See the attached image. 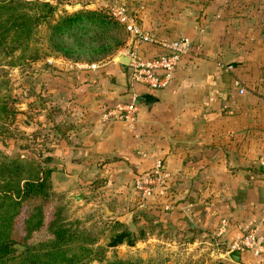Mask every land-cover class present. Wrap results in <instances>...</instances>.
<instances>
[{"label": "crops", "instance_id": "crops-1", "mask_svg": "<svg viewBox=\"0 0 264 264\" xmlns=\"http://www.w3.org/2000/svg\"><path fill=\"white\" fill-rule=\"evenodd\" d=\"M111 1L68 0L61 5L101 9ZM118 1L155 37L190 38V51L168 84L157 90L132 85L128 67L116 60L127 51L149 58L160 53L155 45L126 36L125 48L98 63L96 71L102 74L90 84L106 90L98 97H81L84 107L73 111L70 125L55 133L52 187L64 197L79 194L84 201L100 179L107 187H98L99 196L115 199L122 231L128 213L136 241L150 229L141 244L153 241V227L165 226L182 235L187 245L194 244L195 235H209L217 227L221 213L201 211L217 202L230 203L223 214L229 221L225 235L243 233L264 220V169L256 162L264 155V0ZM133 92L137 111L131 126L99 120L105 108L129 102ZM155 159L168 173L166 190L156 201L137 205L132 179L150 169ZM257 240L263 245L264 264V222Z\"/></svg>", "mask_w": 264, "mask_h": 264}, {"label": "rangeland", "instance_id": "rangeland-1", "mask_svg": "<svg viewBox=\"0 0 264 264\" xmlns=\"http://www.w3.org/2000/svg\"><path fill=\"white\" fill-rule=\"evenodd\" d=\"M63 2L68 0H56L55 4L59 3V9L70 11L71 7L61 5ZM101 9L108 11L107 7ZM38 27L36 36L43 38L45 28L43 25ZM121 37L122 47L118 50L125 48L127 40L126 35L121 34ZM98 63L72 62L47 55L15 66L4 65L2 60L0 97L4 100L7 98L17 111L14 118L6 119L4 126L0 125V150L21 156L40 152L50 157L48 165L52 166L53 143L57 139L55 133L70 125L67 120L73 111L84 107L79 103L81 97L91 94L98 97L106 90L101 84L99 89L95 84H90L92 77L100 78L102 74V71H96ZM91 186L86 200L80 198L73 201L64 197L62 191L54 189L51 182L49 200L42 208V225L28 234L26 226L36 220L35 207L39 202L33 200L25 204L13 220L12 236L19 243L12 244L15 249L12 254L19 255L26 246L34 245L37 248L33 251L35 258L32 264H43L40 261L46 264H101L114 258H139L150 264L233 263L225 253L224 244H214L212 233L197 234L193 237L194 244L187 245L183 236L168 226L153 227V241L145 244L141 243L149 235L147 232L150 229L138 234V241L135 240L134 244L125 239L121 244L111 245L114 236L122 230L121 223L115 218L118 210L116 201L114 199L113 203L99 196L101 189L98 187H107L100 179ZM63 228L67 229L69 236L58 242L57 249H51L49 244L40 246L54 239L53 231ZM24 236L22 244L20 241ZM19 264L29 263L24 261Z\"/></svg>", "mask_w": 264, "mask_h": 264}, {"label": "trees", "instance_id": "trees-1", "mask_svg": "<svg viewBox=\"0 0 264 264\" xmlns=\"http://www.w3.org/2000/svg\"><path fill=\"white\" fill-rule=\"evenodd\" d=\"M73 3L76 2L70 4ZM58 4L41 0H0V65L2 60L4 65L15 66L34 61L43 55L72 62L98 63L122 47L121 34L126 35L123 26L106 10L89 9L81 5L67 11L59 9ZM39 25L45 28L43 38L36 36ZM16 111V107L7 98L4 100L0 97V125L4 126V120L14 118ZM49 160L48 155L40 152L21 156L0 150V264H19L24 261L32 264L35 258L33 251L37 246L34 245L26 246L19 255L12 254L15 250L12 244L19 243L12 236L13 220L25 204L38 200L35 207L36 220L26 226L27 234L42 225V208L51 192L52 167L48 165ZM228 208L229 202H217L201 211L216 210L221 213V217H225L223 214ZM243 233L231 238L222 235L220 240H232ZM53 236L52 241L41 243L40 246L49 244L55 250L58 242L69 234L63 228L53 231ZM24 238L20 243L24 244ZM125 239L127 236L121 230L110 244H121ZM261 257L262 253L253 256L250 251L241 252L239 263L235 264H260ZM40 262L46 264L45 261ZM101 264L150 263L139 258H114Z\"/></svg>", "mask_w": 264, "mask_h": 264}, {"label": "built area", "instance_id": "built-area-1", "mask_svg": "<svg viewBox=\"0 0 264 264\" xmlns=\"http://www.w3.org/2000/svg\"><path fill=\"white\" fill-rule=\"evenodd\" d=\"M107 13L119 24L131 40L136 42L151 44L159 47L160 53L146 59H140L133 51H127L129 61V81L133 84H140L148 89L164 88L174 73L182 56L190 51L192 41L187 36L175 38H157L148 31L141 29L135 22L133 16L128 14L125 6L118 0H112ZM234 84L238 87L237 81ZM238 93L242 89L238 88ZM136 94L133 92L130 101L126 103L118 102L113 106L104 109L99 114L101 122L113 120L120 121L126 126H131L136 120L137 105L135 103ZM257 164L264 169V155H259ZM168 183V173L160 159H155L150 169L137 173L132 179V193L135 198V204L143 206L149 201H156L158 197L166 190ZM165 210L167 205H161ZM260 223L249 226L244 233L232 240H220L222 235L228 231L229 221L226 217L218 219L217 227L212 232V238L215 245L224 244L225 253L231 250L238 252L250 251L253 256L261 253L263 245L257 240V234L260 229Z\"/></svg>", "mask_w": 264, "mask_h": 264}, {"label": "water", "instance_id": "water-1", "mask_svg": "<svg viewBox=\"0 0 264 264\" xmlns=\"http://www.w3.org/2000/svg\"><path fill=\"white\" fill-rule=\"evenodd\" d=\"M76 6H78V5H76ZM116 60L121 65L127 66L128 61H129V58L126 55L119 54V55H117ZM143 98H145L147 100L149 99L148 95H143ZM136 99H137V97H136ZM66 198L67 199L68 198H71L73 201H78L81 198V195H79V194H69ZM125 221H126V225H125V228H124V233L127 236V241L129 243H133L134 244L135 243L134 232L136 230V227H135V224L132 221V213H128L126 215ZM18 247H21V246L18 245ZM227 257L233 263H239V260H240V252H238L237 250H231V251H229L227 253Z\"/></svg>", "mask_w": 264, "mask_h": 264}]
</instances>
